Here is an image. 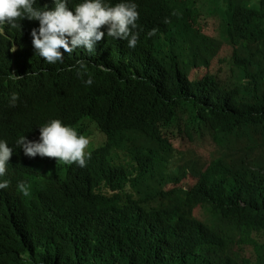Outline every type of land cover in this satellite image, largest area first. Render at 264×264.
Listing matches in <instances>:
<instances>
[{
    "label": "trees",
    "instance_id": "trees-1",
    "mask_svg": "<svg viewBox=\"0 0 264 264\" xmlns=\"http://www.w3.org/2000/svg\"><path fill=\"white\" fill-rule=\"evenodd\" d=\"M120 2L137 5L135 48L105 25L67 70L24 45L14 78L0 50V113L49 115L0 139L15 150L21 136L38 142L39 126L65 114L78 135L95 124L106 136L85 167L29 196L18 185L34 175L14 157L0 189V264H264V0L223 4L219 25L206 0H104ZM106 114L115 126H101ZM191 145L213 148L204 166L168 172L165 155Z\"/></svg>",
    "mask_w": 264,
    "mask_h": 264
},
{
    "label": "clouds",
    "instance_id": "clouds-1",
    "mask_svg": "<svg viewBox=\"0 0 264 264\" xmlns=\"http://www.w3.org/2000/svg\"><path fill=\"white\" fill-rule=\"evenodd\" d=\"M118 2V1H116ZM221 9L230 4L225 0H213ZM233 4H236L232 2ZM256 0H251L249 6H254ZM224 4V6H223ZM239 5V4H238ZM139 13L137 5L131 2H120L115 6L104 3V0H80L71 4L70 0H0V50L7 49L11 54V67L14 78L17 52L22 46L28 45L32 54H37L48 64L65 62L67 70L70 58L77 51H95V44L105 33L100 29L107 25V36L114 40H126L129 48H135L139 33L137 28ZM156 29L148 32L155 36ZM79 69H84V63L78 61ZM78 69V71H79ZM85 83L91 85L92 79ZM43 85L54 88L59 82V76L44 77ZM19 97L13 93L10 106L15 107ZM49 115L35 114L31 118H15L12 109L8 113H0V133L9 132L13 128L35 125ZM101 120L102 127L115 126L114 120L108 114ZM72 118L65 114L50 118L43 122L40 128L39 141L21 136L16 141V150L7 141L0 139V189L9 187L5 180L9 167L15 156L28 163L30 172L34 175L30 185L21 182L18 190L24 196H29L40 189L49 178L62 179L74 170L86 166L90 158L89 150L94 145L104 142L106 136L94 124L92 136L78 135L70 127ZM99 126V122H96Z\"/></svg>",
    "mask_w": 264,
    "mask_h": 264
},
{
    "label": "rangeland",
    "instance_id": "rangeland-1",
    "mask_svg": "<svg viewBox=\"0 0 264 264\" xmlns=\"http://www.w3.org/2000/svg\"><path fill=\"white\" fill-rule=\"evenodd\" d=\"M225 1H229V2L231 1V2H234L236 4L240 3V0H225ZM206 4L209 5V8L211 11L216 13L217 24L219 25L220 20H221V15H220L221 8H220L219 4L213 3L211 0H206ZM215 36L219 37L218 31H215ZM189 148L191 150H193L194 146L191 145ZM191 150L190 151H188V150H185V151L173 150L170 154L165 155L172 162V165L169 168H167V171L172 172L174 169L178 168L179 166L187 164V162H189L192 159L195 160V162H194L195 165H197L198 168H200V167L204 166L206 161L209 159V156H211L213 148L211 149V148L201 146L197 150H195V149H194V151H191ZM188 165H193V164L191 163Z\"/></svg>",
    "mask_w": 264,
    "mask_h": 264
}]
</instances>
